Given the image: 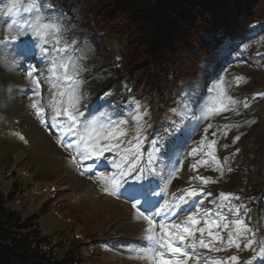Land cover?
I'll use <instances>...</instances> for the list:
<instances>
[{
  "label": "rangeland",
  "instance_id": "rangeland-1",
  "mask_svg": "<svg viewBox=\"0 0 264 264\" xmlns=\"http://www.w3.org/2000/svg\"><path fill=\"white\" fill-rule=\"evenodd\" d=\"M28 2L21 0L20 13L9 17L5 8L9 0H0V192L13 195L9 207L19 211L24 219L38 216L43 235L51 239L49 246L53 250L63 247L57 248L61 256L73 245L82 244L89 245L83 252L91 255H85L88 259L83 264H152L134 254L146 242L147 221L137 218L136 209L126 196L106 193V185L95 175L100 171H115L108 160L85 161L84 166L93 164L94 168L84 172L83 167L71 162L75 154L57 143L60 134L46 128L31 107L33 101H40V106L45 107V117L52 116L47 108L52 97L48 83L52 57L45 59L39 54L34 38L21 37V41H29L26 52L21 41L8 42L10 35L15 34H10L7 28L11 20L30 19L33 15L23 12ZM38 2L45 8V15H55L62 23L63 40L71 46L67 54L79 59V78L83 81L82 119H90L101 112L107 113L112 120L126 119L128 134L122 138L121 146L127 147V141L136 135L137 122L132 117L139 105V112L146 113L141 121L145 137L141 165L146 163L147 153L155 141L160 149L158 156L163 161L164 175L178 162L177 177L168 185V191L177 193L183 189L202 188L204 193L210 192L211 195L195 200L200 202L201 212L210 210L213 216L217 211L226 212L220 207L222 193L232 194V204L241 206V216L256 234L252 249H245L247 240L241 241L239 249L227 244L226 232L233 231V226L226 231L213 228L214 233L224 232L223 239L212 241L207 231L203 238L214 248L224 250L197 247L195 253L200 259L193 255L188 264H210L216 260L224 264H246L249 260L252 264H264V258L257 255L264 240V21L251 23L243 36L226 39L219 53L205 63L197 79L183 81L172 91L160 94L158 89L155 92L142 88L139 79H133L127 70L126 40L96 31L76 1ZM47 5L51 7L46 8ZM250 58L252 64L248 63ZM30 67L35 68L34 75L41 81L39 95L28 76ZM238 77L241 78L239 82ZM220 81L227 95L237 101L231 105L235 111H223L202 120V106L213 95V86ZM245 103L248 107H244ZM205 135L204 147L199 148ZM237 136L239 140L235 139ZM213 140V154L224 165L223 175L207 157L212 151L207 145ZM194 148L197 153L189 155ZM234 155L237 157L233 158ZM105 156L119 159L116 153L106 152ZM204 158L208 159L207 164H203ZM193 164L197 165L196 169L191 167ZM192 177L216 182L203 184ZM166 194L157 198L163 199ZM193 204L190 200L181 205L176 215L168 219L180 223L190 210H194ZM155 219L159 222L161 218ZM232 219V215L227 216L228 221ZM193 227L198 229L206 225L201 219L200 224ZM195 239H201L198 231ZM192 240L189 237L186 244H191ZM231 256H237L238 261H231Z\"/></svg>",
  "mask_w": 264,
  "mask_h": 264
},
{
  "label": "snow or ice",
  "instance_id": "snow-or-ice-1",
  "mask_svg": "<svg viewBox=\"0 0 264 264\" xmlns=\"http://www.w3.org/2000/svg\"><path fill=\"white\" fill-rule=\"evenodd\" d=\"M50 7V5L46 6V8ZM5 8L9 17L17 15L22 8L21 0H9ZM23 12L33 15L30 19L11 20L7 28L10 34L12 32L15 34L10 35L8 42L21 41V37L34 38L37 42L35 47L39 49V54L45 59L49 56L52 57L48 70L50 73L48 83L52 97L47 104L52 116L50 119L45 117V107L40 106V101H33L31 107L36 111L40 122L46 128L55 129L60 134L57 143L75 154L71 157V162L77 167H83L84 172H91L94 168L93 164L84 166L85 161L108 160L115 171L112 173L103 171L95 173L98 180L106 185L104 191L111 195L122 194L126 196L131 201L132 207L136 209L137 218L146 220L148 223V227L145 229L146 242L134 251L137 258L148 259L152 261V264H188L193 255H196L197 260L200 259V256L195 253L197 247L212 248L215 251L224 250L214 248L211 243H206L203 235L207 231V235L212 241L222 240L224 232L214 233L212 229L217 228L226 231L230 225L233 226V231L226 232L229 237L227 244L229 246L234 245L239 249L241 241L247 240L244 245L245 249H252L256 243V234L241 216V206L232 204V194H220V207L226 209V212L217 211L215 216L210 210L201 212L200 202L195 200L196 197L211 195L210 192L204 193L202 188L199 190L195 188L183 189L179 196L173 194L171 199H156L167 193L168 185L177 177L179 168L178 162L174 163L169 168L167 175L163 174V161L158 156L160 149L156 147L155 141L152 142V150L147 153L146 163L141 165L145 156L142 151L145 137L142 136L143 125L141 121L146 113L141 114L139 105L136 106V115L132 117L137 122L136 135L132 140L127 141V147L121 146L124 143L122 138L128 134L125 127L128 123L126 119L112 120L104 112L90 119H82L84 112L81 111L80 106L83 99V81L79 78L81 68L79 59L67 54L71 46L63 40L64 27L62 23L55 15H45V8H42L38 0H29L23 6ZM28 44L29 41H21L25 52L28 50ZM34 74L35 68L30 67L28 76L35 85L36 94L39 95L41 81L36 79ZM240 79L238 77L237 82ZM211 92L213 95L208 98L201 109L200 118L202 120L223 111H235L231 105L237 101L227 95L223 81L214 85ZM244 107H248L247 103L244 104ZM208 127L211 128L212 125ZM225 127H235V125H226ZM20 138L23 139V136ZM206 139L207 135L200 141L199 148L204 147V140ZM235 139L239 140L240 137L237 136ZM214 145V140L207 145L208 148L212 149L207 153V157L215 162L216 170L223 175L224 165L213 154ZM106 152L116 153L119 159H116L115 156L109 159L105 156ZM196 153L197 148H194L189 155ZM180 155L183 156V153ZM158 160H160L159 167L157 166ZM202 162L207 164L208 159L204 158ZM197 163L201 162L198 161ZM191 167L196 169L197 165L193 164ZM150 177H159L165 183L161 187L156 184L154 179L150 180ZM192 179L199 180L203 184L216 182L204 177H192ZM158 187L159 191L157 190ZM190 200L194 201V210H190L185 220L176 223L174 220L168 219L175 216L181 205L188 204ZM228 215H232L234 219L228 221ZM155 217L161 218L159 222ZM201 219H203L206 227L194 229L193 226L200 224ZM197 231L201 234L199 241L195 239ZM189 237L193 238L192 243L186 244ZM257 255L264 258V240L261 241ZM256 258L253 257V259ZM229 259L238 261L239 258L231 256ZM210 264H224V262L216 260ZM246 264H252V261L249 260Z\"/></svg>",
  "mask_w": 264,
  "mask_h": 264
},
{
  "label": "trees",
  "instance_id": "trees-1",
  "mask_svg": "<svg viewBox=\"0 0 264 264\" xmlns=\"http://www.w3.org/2000/svg\"><path fill=\"white\" fill-rule=\"evenodd\" d=\"M73 1L96 31L126 40L127 70L142 88L160 94L197 79L226 39L264 21V0ZM12 196L0 192V264H83L91 256L82 244L59 255L38 216L24 219L9 207Z\"/></svg>",
  "mask_w": 264,
  "mask_h": 264
}]
</instances>
